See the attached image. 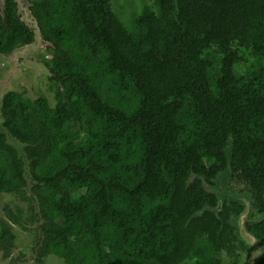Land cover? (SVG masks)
Wrapping results in <instances>:
<instances>
[{
	"label": "trees",
	"instance_id": "trees-1",
	"mask_svg": "<svg viewBox=\"0 0 264 264\" xmlns=\"http://www.w3.org/2000/svg\"><path fill=\"white\" fill-rule=\"evenodd\" d=\"M34 2L57 103L2 95L3 126L26 143L28 159L0 129V193L24 196L26 176L33 181L40 256L217 263L211 254L245 208L228 193L250 195L252 216H264V0H178V9L157 0L131 27L108 0ZM33 41L8 0L0 53ZM230 137L232 174L217 179ZM246 224L264 246V217ZM14 239L2 223L3 258Z\"/></svg>",
	"mask_w": 264,
	"mask_h": 264
},
{
	"label": "flooded vegetation",
	"instance_id": "flooded-vegetation-1",
	"mask_svg": "<svg viewBox=\"0 0 264 264\" xmlns=\"http://www.w3.org/2000/svg\"><path fill=\"white\" fill-rule=\"evenodd\" d=\"M7 1L8 0H0V12H3L4 10H6ZM13 1L16 3L17 13L22 18L23 13L19 11L18 0H13ZM27 1L29 2V7L32 9V5H34V3H35L34 0H27ZM108 4L112 8L113 12L116 13L117 15L122 14L124 12H128L129 19H131L133 21V18L135 16L139 17L142 14L143 10L147 6L151 7L152 8L151 10H155L157 0H108ZM132 16H133V18H132ZM37 46L38 45H36L35 47H37ZM43 46L46 49V53L43 54L44 59L40 60L39 62L45 61V65H44L43 70L46 72V69H45V67L47 65V63H46L47 59L46 58H49L50 54H49L48 44H45ZM35 47H33V48H35ZM40 47H42L41 43H40V46H38L39 50H40ZM16 49H18V47H16L13 51H15ZM24 54H26V53H23V51L20 54L21 65H22V61H26L28 63V60H33L32 55H29L28 51H27V54H28L27 57H25ZM4 55L7 56L8 54H4ZM7 65H8L7 70L1 71L0 78L5 74V72L15 73L16 67L11 66V63L9 61H8ZM23 68L24 69H23L22 73L23 74L26 73V76L28 77L29 72L25 71L26 69H28V67L23 66ZM48 69H49V67H48ZM48 72L51 74L50 69L48 70ZM50 74L47 76L48 78H44V79L49 80V78L51 76ZM41 76H42L41 74L34 72L33 77H32V84H35V85L38 84V80H40L39 83L45 82V80H41ZM43 76H46V73ZM18 77H20V76H18ZM13 79L15 80L16 77H14ZM13 79H12V81H13ZM50 83H51V81L49 80V84ZM23 88H25L24 89V91H25L27 87L23 84L20 89L18 88V89H14V90L21 93L25 97V93L22 92ZM8 91H10V90L5 91L4 93H6ZM39 91L41 93H45V87L43 88V86H42L41 89L39 88ZM40 97L47 98L44 95H39L33 101L38 100ZM54 100H55V103H54V105H55L57 103L56 92H55ZM0 110H1V108H0ZM4 115H2V117H1V121H3L1 125H4L3 123L6 119ZM22 165H24L23 162H22ZM28 177H29V175L26 176L27 183L21 187L22 190L24 191V196L19 195L18 193H16V191L15 192H2V193H0V195L2 194L5 197H8V202H6L4 204L5 206L3 208V212L0 215V227H1L2 223L9 222L12 232H14V234H15V239L13 241V245L11 246V253H10L9 258L8 259L3 258L2 252L0 251L1 258L3 260H9L8 264H19V263H16L15 261L16 260L21 261L22 259L25 260L29 256L31 257L32 260L30 262H26L25 264H41L42 262H43V264H46V260L49 258V256H51V255H49L47 257L40 256L39 251L42 248V243H43L42 231H43L44 219L41 217V214H40V208H39V205H38V202L36 199L37 194L35 193L34 187L32 186L33 181ZM234 185H235V182L233 180H231V181L228 180V182H227L228 188H230V189L235 188L236 189V187ZM21 205H23L25 207V209H23L21 207ZM30 205H32L33 210H31ZM17 208H20V209H17ZM10 212L14 213L13 215L16 218V222L11 220V218L9 217ZM234 226H235V224H234ZM17 230H21L22 232L27 233V238L25 239V243L23 245L24 247H22V250L17 255V259L16 258L11 259L12 258L11 254L15 252L14 249L17 246V243H16L17 242L16 241ZM230 231H231L230 233H232V234L230 235L229 239H226V240L221 239L219 244H218V246L221 244L220 252H218V253L216 252L214 254H211L212 256H210L211 259H213V260H217V258H218V262L217 263L214 262L211 264H241V262L245 256V252H246L248 247H247L246 243L240 239L238 231H236V228L233 230H230ZM31 232H34V234H31ZM243 244H245L246 248L243 247ZM223 245L227 246V250H224ZM216 248H217V246L215 247V249ZM212 249H214V248H212ZM195 258L196 257H194V259ZM12 261H13V263H12Z\"/></svg>",
	"mask_w": 264,
	"mask_h": 264
},
{
	"label": "water",
	"instance_id": "water-1",
	"mask_svg": "<svg viewBox=\"0 0 264 264\" xmlns=\"http://www.w3.org/2000/svg\"><path fill=\"white\" fill-rule=\"evenodd\" d=\"M19 2V11L23 13L22 20L30 27V29L34 32V41L30 44L24 45L22 47H19L15 51H13L10 55L5 56L4 54H0V56H4L7 61H9L11 66L13 65L16 67L15 73H7L0 78V108L2 103V94L7 90H14L16 89V86L13 84L12 79L15 76H20L22 73V70L20 68V61L18 59V54L22 52L23 50H30L31 48L35 47L36 45H39L40 43H45L42 36V32L39 26V23L35 16L32 14L31 8L29 7V2L27 0H18ZM176 6L175 8L178 9V0H175ZM16 60V62H15ZM32 61H29L31 63ZM15 64V65H14ZM35 64V66L40 67L42 66L44 69V66L40 63H32ZM47 70L48 67H47ZM3 121H1V110H0V128L6 133L7 135V142L14 145L17 151L19 152L20 156L23 155L24 159H28L25 146L26 143L21 142L16 136H14L6 127H4L2 124ZM233 148V138L230 137L229 139V145L227 146V152H228V165L226 169L219 173L218 178H224L229 177L232 174V164H231V151ZM27 172V171H26ZM196 177L195 174H192L190 181L188 184H190L191 180ZM206 190L211 191L210 185L207 183H203ZM216 187V186H215ZM228 196H231L232 198L239 200L245 204L244 210L240 213L237 219L238 224V231L241 239L249 246L248 252L246 253L244 260L241 264H259L260 261L264 258V246L261 241V239L251 232L247 228V221L252 220H261L264 216L254 217L252 216V203H251V197L250 195L246 194H240V193H228ZM222 206V200L219 199L218 206L216 207L219 209Z\"/></svg>",
	"mask_w": 264,
	"mask_h": 264
},
{
	"label": "rangeland",
	"instance_id": "rangeland-1",
	"mask_svg": "<svg viewBox=\"0 0 264 264\" xmlns=\"http://www.w3.org/2000/svg\"><path fill=\"white\" fill-rule=\"evenodd\" d=\"M120 18L126 23V25L128 27H131L132 26V20L129 19V14L128 12H124L122 14H119ZM133 18V16H132ZM42 44V47H40V50L38 49V46H40V44L35 47V48H31L30 50H28L29 52V55H32V59L33 60H28V63L26 61H22V65H21V52L18 54V59L20 61V68L23 72V66L24 67H28V69H26L25 71H28L29 72V75L28 77L26 76V73L23 74L21 73L20 74V77L18 76H15L16 79L14 80L13 79V84L16 86V89H20L21 86L24 84L27 88L26 90L24 91L25 88H23L22 92L25 93V97L26 98H29L31 99L32 101L38 97L39 95H44L47 97V99L49 100L50 104L54 106V103H55V100H54V96H55V88H53V83L51 82L49 84V80L47 79H44V78H48L47 76L50 74L47 70V66L45 67L46 69V72L43 70V67L40 66V67H37L35 66V64H32V63H41L43 66L45 65V61L43 62H39L40 60H43L44 56L43 54L46 53V49L43 45L47 44L46 42L45 43H41ZM23 53H26L24 54L25 57H27V50H23ZM1 54V53H0ZM24 59V58H23ZM29 61H32L31 63H29ZM16 62V60H15ZM8 61L6 60V58L4 56H0V73L2 70H7L8 68ZM12 64V63H11ZM15 65V64H14ZM13 66V65H12ZM39 73L41 74V80H45V82H41L39 83L40 80H38V84H32V77H33V73ZM48 72V73H47ZM46 73V76H43L44 74ZM3 75V74H2ZM43 86V88L45 87V93H41L39 91V88L41 89ZM50 90V91H49ZM2 195V194H1ZM0 195V215L2 214L3 212V208H4V204L6 202H8V197H5L4 195L1 196ZM21 207L23 209H25V207L23 205H21ZM17 238H16V243H17V246L15 247L14 249V253L11 254V259H17V255L18 253H20V251L22 250V247H24V243H25V239L27 238V233H24L22 232L21 230H17ZM31 234H34V232H31ZM32 259L31 257L29 256L27 259H22L21 261L19 260H16L15 262L16 263H19V264H25L26 262H30ZM9 263V260H3L1 258V254H0V264H8ZM46 264H65L64 261L57 257V256H54V255H51L49 256V258L46 260Z\"/></svg>",
	"mask_w": 264,
	"mask_h": 264
},
{
	"label": "clouds",
	"instance_id": "clouds-1",
	"mask_svg": "<svg viewBox=\"0 0 264 264\" xmlns=\"http://www.w3.org/2000/svg\"><path fill=\"white\" fill-rule=\"evenodd\" d=\"M2 54V53H1ZM11 54V53H10ZM10 54H8V55H10Z\"/></svg>",
	"mask_w": 264,
	"mask_h": 264
}]
</instances>
